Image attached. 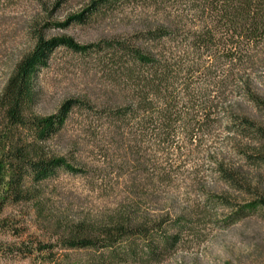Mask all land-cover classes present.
<instances>
[{"label":"trees","instance_id":"16d2710c","mask_svg":"<svg viewBox=\"0 0 264 264\" xmlns=\"http://www.w3.org/2000/svg\"><path fill=\"white\" fill-rule=\"evenodd\" d=\"M131 1L137 9L129 33L80 45L36 32L33 50L0 93V214L8 201L32 203L42 213L46 182L57 170L87 172L48 145L77 109L87 112L92 144L121 156L116 174L128 195L114 213L60 224L53 246L84 251L79 264H162L195 223L214 217L227 225L264 208V193L223 152H207L208 161L221 181L247 197L200 186L204 199L188 210L167 193L190 157L220 133L243 159L264 162V124L250 113L264 115L256 86L264 66V0H90L61 25L87 22ZM57 45L92 56L103 82L94 96L68 99L57 113L42 116L34 110L36 73ZM152 138L163 145V165L152 160ZM151 204L162 207L148 213L144 207ZM217 205L230 212H216Z\"/></svg>","mask_w":264,"mask_h":264},{"label":"rangeland","instance_id":"374dc122","mask_svg":"<svg viewBox=\"0 0 264 264\" xmlns=\"http://www.w3.org/2000/svg\"><path fill=\"white\" fill-rule=\"evenodd\" d=\"M89 4L90 0H66L59 6L56 0H46L45 6L36 0H1L0 93L17 62L33 50L36 32L48 39L67 36L84 45L132 30L136 1L127 2L113 12L94 15L87 22L61 25ZM257 75L256 86L264 98V66L258 69ZM35 81L34 110L49 116L57 113L68 99L94 96L92 93L101 86L103 75L92 56L57 45L47 62L39 67ZM250 113L264 124V115L251 108ZM86 114L84 109L75 110L62 134L51 139L48 145L59 155L75 157L87 172L57 170L46 182L42 213L32 203L8 201L5 204L0 214V264H79L77 261L86 257L84 251L64 249L59 244L53 246L62 221L103 219L114 213L120 201L127 197L124 177L116 174L121 156L113 148L105 155L99 146L92 144L86 133ZM220 135L216 142L207 141L203 149L190 157L187 168L179 171L167 192L177 199L178 207L190 210L191 205L202 203L200 186L233 198L247 197L217 177L207 152L228 154L230 163L241 168L247 180L264 193V162L257 164L243 159L224 140V134ZM162 147L152 138L150 152L158 165L165 163ZM166 195L162 193L161 197ZM160 207L151 204L144 209L152 213ZM215 208L218 213L230 212L221 205ZM44 246L47 248L42 249ZM173 255L162 264H264V208L258 207L227 225L214 217H206L185 230L181 245Z\"/></svg>","mask_w":264,"mask_h":264}]
</instances>
